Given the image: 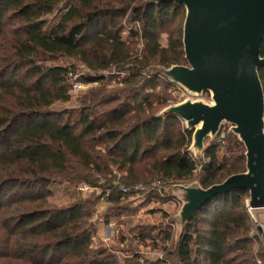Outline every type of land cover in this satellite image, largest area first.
I'll use <instances>...</instances> for the list:
<instances>
[{
	"label": "trees",
	"instance_id": "1",
	"mask_svg": "<svg viewBox=\"0 0 264 264\" xmlns=\"http://www.w3.org/2000/svg\"><path fill=\"white\" fill-rule=\"evenodd\" d=\"M58 11L64 14L49 31ZM185 18L179 4L148 0H0V264L264 263L251 234L249 193L239 190L195 213L177 243L161 227L135 235L124 260L93 246L101 200L109 223L128 213V202L169 201L172 185L209 189L246 171L245 147L225 128L198 161L193 132L180 118L160 115L181 102L180 89L154 69L187 66ZM61 59L87 69L85 84H99L78 108H61L72 100L69 73L77 72L58 65ZM111 71L125 76L107 79ZM259 75L264 87V67ZM117 176L126 186L162 182L166 195L123 194ZM57 181L88 184L93 201L49 203ZM126 241L122 235L118 243ZM141 247L164 257L145 258Z\"/></svg>",
	"mask_w": 264,
	"mask_h": 264
},
{
	"label": "water",
	"instance_id": "2",
	"mask_svg": "<svg viewBox=\"0 0 264 264\" xmlns=\"http://www.w3.org/2000/svg\"><path fill=\"white\" fill-rule=\"evenodd\" d=\"M185 8L183 45L187 66L158 68L157 73L189 94L211 93L212 104L186 101L163 115L180 118L193 132L190 151L201 157L206 141L230 126L244 145L246 171L222 184L203 189L198 183L176 186L181 203L180 237L195 213L216 197L234 191L249 193L248 207L264 209V0H148ZM258 232L263 233L261 226Z\"/></svg>",
	"mask_w": 264,
	"mask_h": 264
},
{
	"label": "rangeland",
	"instance_id": "3",
	"mask_svg": "<svg viewBox=\"0 0 264 264\" xmlns=\"http://www.w3.org/2000/svg\"><path fill=\"white\" fill-rule=\"evenodd\" d=\"M63 14L64 12L58 11L54 15L48 18L49 31H51V29L58 24ZM161 44L163 46L167 44L166 35H163L161 37ZM58 65L68 66L72 70H74V68L76 67L77 69L76 74L78 75V77H80L81 82L84 83L83 88L79 92L76 93L71 92L72 95L71 102L65 104L64 106H61V108H68V109L78 108L80 106V98L91 89L98 87L99 84H85V82L83 81L84 78H86L85 77L86 74L88 73L87 69L83 65H79V63H77L72 59H61L58 62ZM156 69H154V71L157 73ZM124 76H125L124 73L119 74L116 73L115 71L106 73L107 79L116 78V77L120 78ZM114 82L115 80L111 82V85H113ZM179 89L180 90H178V92H176L175 94L181 101L179 104L189 100L193 102L201 101L206 104L213 103L211 93H204L202 95H193L187 93L182 88ZM163 112L160 114L161 116ZM224 128L226 131L230 132V126L226 125L225 127H223V129ZM213 141L214 140L211 139L207 140L206 147ZM193 155L198 161L202 160L204 157V155H202L201 157L197 158L194 153ZM117 179H120V176H117ZM194 184H196V182L170 186V191L168 192V194L172 198H170V200L165 203H160V202L147 203L144 202V199H139L133 203L128 202L126 203L127 209H129L128 213H125V215H123L121 218H110L109 223H106L107 219L105 216L108 205L106 201L101 200L97 204L96 213L92 218V222L98 226V233L93 239V246L96 248L104 247L109 250L114 249V254H116L119 258L124 260L129 254L125 251L130 250L128 245L130 244V241L135 235H138L139 232L145 228L155 229L157 231L156 233H159L160 231H162L161 227L163 229H167V228L171 229V232L174 235V239H175L174 241L177 243L180 239V232H181L180 230L181 227L178 222L179 213L181 211V204L174 196L173 188L180 185L192 186ZM86 187H88V189H86ZM48 190H49L48 202L58 207H64L69 205L73 198H83L86 201L89 200L93 201L94 199V197L91 196L94 191L93 188L90 187L88 184H84V183L79 184L78 186H74L65 181H57L52 183L49 186ZM100 193L101 192L99 189L96 190L95 192L96 195H99ZM247 197H248L247 198L248 201L249 196ZM248 215L251 220L252 230H254V233L251 234L258 237V243L260 244L261 247L264 248V237L261 236L256 229L258 224L261 223L264 224V210L259 209V210H252L251 212L248 211ZM122 235L127 239L126 243L123 245L118 243ZM140 252L145 258H150L153 261L156 260L157 258L162 259L164 257V254L158 251L157 252L153 251L151 248L141 247Z\"/></svg>",
	"mask_w": 264,
	"mask_h": 264
},
{
	"label": "built area",
	"instance_id": "4",
	"mask_svg": "<svg viewBox=\"0 0 264 264\" xmlns=\"http://www.w3.org/2000/svg\"><path fill=\"white\" fill-rule=\"evenodd\" d=\"M69 78H70V82H71V92L76 93L79 92L82 88H83V84L80 81V77H78V75L74 72H70L69 73ZM224 137V134H222V138ZM114 186L116 188H119L120 191L123 194H134L137 197H147L150 194L153 193H157L159 196H161L162 198L165 197V192H166V187L164 186V184L162 182H156L152 185H133V186H126L124 184H121L119 179H116V181L114 182ZM86 189H88V187H86ZM247 209L249 212H251L254 209H251L248 207V203H247ZM260 210H264V209H260ZM261 226L263 229V233H259L261 236L264 237V224H258L257 228ZM258 231V230H257ZM251 233H254V230L251 231Z\"/></svg>",
	"mask_w": 264,
	"mask_h": 264
},
{
	"label": "crops",
	"instance_id": "5",
	"mask_svg": "<svg viewBox=\"0 0 264 264\" xmlns=\"http://www.w3.org/2000/svg\"><path fill=\"white\" fill-rule=\"evenodd\" d=\"M174 193V192H173ZM174 196H175V194H174ZM177 198V197H176ZM178 200V199H177ZM179 201V200H178ZM180 202V201H179ZM181 204V203H180Z\"/></svg>",
	"mask_w": 264,
	"mask_h": 264
}]
</instances>
